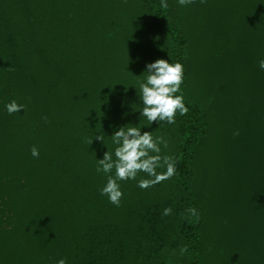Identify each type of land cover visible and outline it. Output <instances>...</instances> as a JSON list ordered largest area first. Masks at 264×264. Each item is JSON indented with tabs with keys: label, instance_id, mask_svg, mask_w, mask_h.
Returning <instances> with one entry per match:
<instances>
[{
	"label": "trees",
	"instance_id": "1",
	"mask_svg": "<svg viewBox=\"0 0 264 264\" xmlns=\"http://www.w3.org/2000/svg\"><path fill=\"white\" fill-rule=\"evenodd\" d=\"M98 1L0 0V190L15 207L0 220V264H264V0H167V9L161 0H104L113 15L100 50L86 43L96 39L93 20L83 23ZM134 2L145 22L117 26L124 11L138 16ZM147 34L157 49L141 46ZM202 53L224 81L212 101L197 92L207 83L197 72ZM160 58L183 64L177 95L189 112L159 126L140 116L136 87ZM12 100L26 110L10 115ZM101 102L110 108L100 111ZM126 125L163 136L178 161L172 178L135 192L141 209L130 189L149 178L143 172L119 181V207L100 194L107 175L98 159L108 150L115 159L112 135Z\"/></svg>",
	"mask_w": 264,
	"mask_h": 264
},
{
	"label": "clouds",
	"instance_id": "2",
	"mask_svg": "<svg viewBox=\"0 0 264 264\" xmlns=\"http://www.w3.org/2000/svg\"><path fill=\"white\" fill-rule=\"evenodd\" d=\"M193 0H178L179 5L187 6ZM204 2V0H202ZM160 7H169L167 0H161ZM259 67L264 70V59L259 61ZM147 76L144 81L136 87L138 95L143 102L140 116L146 118L148 123L162 122L175 124L177 113L181 116L189 112L185 104L181 86L184 78V66L180 62L171 63L167 59H157L146 65ZM26 110V105L19 104L12 100L6 105L7 112L11 115L21 110ZM45 119H47L45 117ZM237 131L234 135H238ZM95 139L105 143L103 135H97ZM93 141H89L92 144ZM112 142L116 145L113 152L106 151L102 159H98L97 173L107 175L106 184L100 189L102 196H107L110 203L119 207L123 198V191L119 181L136 180L143 172L149 178H142L138 181V187L148 189L156 184L172 178L177 171L178 161L169 155H162L161 145L168 147V141L163 136L154 137L151 131H143L136 126H122L112 135ZM33 157H39V150L36 146L31 148ZM113 169L115 175H112ZM157 169H165L157 172ZM186 212L190 214L195 222L200 220V213L195 207H189ZM171 206L163 209L162 215H171ZM185 245L180 249L181 254L187 252ZM57 264H66L65 259H60Z\"/></svg>",
	"mask_w": 264,
	"mask_h": 264
},
{
	"label": "rangeland",
	"instance_id": "3",
	"mask_svg": "<svg viewBox=\"0 0 264 264\" xmlns=\"http://www.w3.org/2000/svg\"><path fill=\"white\" fill-rule=\"evenodd\" d=\"M93 1H95V0H93ZM98 3H100L101 5H97L96 3H93L92 6H91L92 9H98V11L97 12L94 11V10L92 12L87 11L88 14H91L92 15L91 16L92 18H83V23L84 24H86V23L88 24L89 21H92L93 20L91 31H92V33H94V37L96 36V39L91 40V39L87 38L86 43H87L88 47H90L91 49L100 50L99 49V46H101V42H102V41H100V39L104 37L105 31L108 32L109 29H110V25L112 24V22L109 21L108 19H109V16H111V14L113 15V10L110 9V8L108 10L106 9V2L104 0H100V1H98ZM100 10H106V11L100 13ZM134 10H136V13L135 14L138 15L136 18L131 17V19L127 20L129 14H130L127 11H124L122 13L123 14V17L122 18H116L115 17L117 20L119 19V22H120V24H118L117 26L124 25V28L130 29V30L139 29L138 23H144L145 22L144 17L141 18V20H140V18H138V17H140L142 15V14L141 15H139V14L143 10H142V8H140L139 6H137V3L136 2H134ZM107 12H108V14H107ZM85 17H87V14L85 15ZM88 19H89V21H88ZM110 20H111V17H110ZM80 25L81 24H79V26ZM79 26H77V27H79ZM115 28H117L116 25H115ZM147 29H148V27H145L144 28V30H147ZM117 35H116V37H117ZM88 36H90V35H88ZM146 37L147 38L145 39V43L141 45V46H143V48L148 49V47H149L150 50H154V49H157L160 46L158 40H156V38L154 37V35H151V34L148 35L147 34ZM120 40L121 39H117L115 41V42H117L115 44V47L119 48V44L118 43L120 42ZM126 42H128V41H126ZM194 46H195V49H196V47L198 46V45H196V42H195ZM138 47H140V45ZM103 51H104V49H103ZM138 55H139V52H138ZM203 55H205V56L199 59L200 61L198 62L199 63V67L197 68V72H198L199 75L202 74V76H205L206 77L207 83H206V86H204L203 88H198L197 92L198 93L199 92L200 93L201 92H205L204 93L205 98L208 99L209 101H212L211 100L212 99V95L211 94L215 95L214 94V90L216 88H219L220 85H221V83H224V81L221 78V76H218V74L220 72L219 69H217V65L218 64H216V63L215 64H208L207 63V60H206V59L209 58L208 53H205ZM132 57H133V55H132ZM99 59H100V57H99ZM117 59L120 62V60H121L120 55H118ZM195 75H197V74H195V73L193 74V80L199 78V76L196 77ZM146 76H147V73L144 74V79L146 78ZM200 81L201 80L198 79L196 81V83H200ZM99 108L101 109L100 111H103L105 109H109L110 107H109L108 104H106L104 102L103 103L101 102V104L99 105ZM243 116H245V115H243ZM224 124L225 123H223V121L215 122V123H213V127L218 126V130L221 133L222 132V126H224ZM109 135H111V133H109ZM107 136H108V134H107ZM214 136H215L216 139H218V137L220 135L216 134ZM220 140H221V136L219 137L218 142H220ZM161 149H162V152H161L162 155H169L170 156L171 152H173L172 145H171V147H169V144H168V147L167 148H164L163 145H161ZM225 152H226V150H223V153H225ZM220 153H222V152H220ZM233 158H234V156L228 155V156H226V161L227 160L229 161V159L230 160H233ZM236 162H240V160L235 161L234 164H237ZM228 171H230V170H228ZM133 185H135V184H132L131 185V189H130L131 190V194L130 195H131V197L133 199V204L131 206L135 207L136 209L137 208H140L141 209V205L142 204H140L139 202H142V201H141V199H138L139 196H138V194L135 193V192H140L141 188L140 187H137V186H133ZM164 187L165 186L163 185L162 188H164ZM141 192H142V194L143 193H151V190H149V188L148 189H142ZM5 193H6L5 190L2 188L0 190V217H1L0 220H2V218L5 219L8 212H10L11 214H13V210L11 211V209H15V207L13 205H11L12 204L11 203V200L8 202V204L7 203L6 204H3L4 201L7 200V197H6V194ZM145 196H146V194H144V197ZM221 199L223 200L224 199V196H222ZM145 202H146V198L144 199V203ZM145 205H146V203H145ZM98 216H100V212L98 213ZM96 218H99V217H95V219ZM104 219H106V220H108V219L118 220L120 218L117 217V216H115V215H113V216L112 215H107V216L103 217L102 220H104ZM102 220L100 222H97V224L99 225L100 223H102ZM118 222H119V220H118ZM3 223H4V226H6V225L8 226V219H6V222H3ZM95 225H96V223H95Z\"/></svg>",
	"mask_w": 264,
	"mask_h": 264
}]
</instances>
